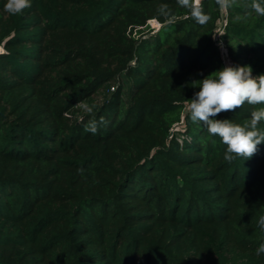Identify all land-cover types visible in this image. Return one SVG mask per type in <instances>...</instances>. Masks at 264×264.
<instances>
[{
	"label": "trees",
	"instance_id": "obj_1",
	"mask_svg": "<svg viewBox=\"0 0 264 264\" xmlns=\"http://www.w3.org/2000/svg\"><path fill=\"white\" fill-rule=\"evenodd\" d=\"M5 3L0 264H264V142L229 163L186 105L225 66L216 0L203 25L176 0H31L21 15ZM250 3L226 9L220 39L256 76L264 16ZM252 110L214 119L243 125Z\"/></svg>",
	"mask_w": 264,
	"mask_h": 264
},
{
	"label": "clouds",
	"instance_id": "obj_2",
	"mask_svg": "<svg viewBox=\"0 0 264 264\" xmlns=\"http://www.w3.org/2000/svg\"><path fill=\"white\" fill-rule=\"evenodd\" d=\"M176 3L187 9L190 17L201 25L210 19L204 11L203 0H176ZM216 3L226 10L232 7L235 0H216ZM30 7L31 0H6L4 10L11 15H21ZM249 7L257 15L264 16V0H251ZM158 11L174 19L168 5H160ZM193 84L199 91L192 99H185L192 123L201 124L209 135L220 138L226 146L224 158L229 163L237 158L247 160L255 155L258 145L264 142V129L258 127L264 122V74L254 76L251 66H224ZM245 103L253 107L247 123L241 125L229 119H214L222 112L242 108ZM83 107L88 112L92 111L87 105ZM101 123L106 121L101 119ZM85 130L95 134L97 122L91 121ZM258 227L264 231V215L259 217ZM261 254H264V243L256 250V255Z\"/></svg>",
	"mask_w": 264,
	"mask_h": 264
},
{
	"label": "built area",
	"instance_id": "obj_3",
	"mask_svg": "<svg viewBox=\"0 0 264 264\" xmlns=\"http://www.w3.org/2000/svg\"><path fill=\"white\" fill-rule=\"evenodd\" d=\"M223 10H224V9H223ZM224 13H225L224 21L222 22V27L220 28V31H219V34H218L217 38H218V43H219V45H220V49H221V54H222V58H223L224 65H225V66H229V64H230V66H231V65H232V61H231V59L229 58V56H228V54H227V51H226V48H225L224 44L222 43V41H221V39H220V36H221V34L223 33V29H224V27L226 26V10L224 11ZM150 24H151V26L156 25L157 28L160 27V23H158V22L155 21V20H154V21H151ZM0 50H1V49H0Z\"/></svg>",
	"mask_w": 264,
	"mask_h": 264
},
{
	"label": "rangeland",
	"instance_id": "obj_4",
	"mask_svg": "<svg viewBox=\"0 0 264 264\" xmlns=\"http://www.w3.org/2000/svg\"><path fill=\"white\" fill-rule=\"evenodd\" d=\"M224 11H225V9L223 10V13H224ZM151 28H152L153 32H156L159 29L156 27V25L151 26ZM229 66H230V64H229ZM179 128L181 129V126Z\"/></svg>",
	"mask_w": 264,
	"mask_h": 264
}]
</instances>
